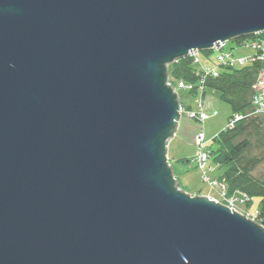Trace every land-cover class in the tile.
I'll return each mask as SVG.
<instances>
[{
  "label": "water",
  "instance_id": "95a60500",
  "mask_svg": "<svg viewBox=\"0 0 264 264\" xmlns=\"http://www.w3.org/2000/svg\"><path fill=\"white\" fill-rule=\"evenodd\" d=\"M262 32L264 0H0V264H264L168 157L170 65Z\"/></svg>",
  "mask_w": 264,
  "mask_h": 264
},
{
  "label": "trees",
  "instance_id": "16d2710c",
  "mask_svg": "<svg viewBox=\"0 0 264 264\" xmlns=\"http://www.w3.org/2000/svg\"><path fill=\"white\" fill-rule=\"evenodd\" d=\"M257 40L264 41V32L241 36L232 42L241 46ZM214 52L204 51V54L211 58ZM215 62L218 64V75L202 77L199 74V69L203 68L201 61L197 63L193 56L181 58L170 65L169 78L173 85L181 81L192 84L194 87L191 95L196 98L197 94L202 92L204 103V92L208 90L219 92L220 99L231 107L228 123L235 114L244 116L234 126L227 125L214 138L215 147H211L207 142L210 151L209 161L212 159L223 169V173L216 180L224 185L225 188L222 189L220 186V190L227 198L240 195L248 203L254 196L260 197L257 213L252 216L254 220L264 225V174H256L258 168L264 164V115L253 113L254 97L257 93L255 86L264 73V60L248 63H239L236 60L238 66L235 63L222 65L217 60ZM222 202H225L224 199Z\"/></svg>",
  "mask_w": 264,
  "mask_h": 264
},
{
  "label": "rangeland",
  "instance_id": "374dc122",
  "mask_svg": "<svg viewBox=\"0 0 264 264\" xmlns=\"http://www.w3.org/2000/svg\"><path fill=\"white\" fill-rule=\"evenodd\" d=\"M226 45V50L233 48V50H231L232 58H238V55L242 54L244 48L247 46L245 44L237 46L232 42V40L227 41ZM253 51L255 52L254 49ZM213 55L214 57H211L210 60L205 56L203 51L199 52V57L202 62L203 60L205 62H211L210 65L216 64L215 54L213 53ZM235 64L236 66L239 65L238 63ZM191 94V91L184 89L179 90L181 103L183 105V112L181 114L177 132L168 143V157L170 164L173 167L177 183L183 191L193 195L211 196L222 202V192L219 184L215 183V181L223 173V169L214 163L212 159L208 161V164L204 169L196 165L195 158L198 148L195 145V138L202 130L210 146L215 147L214 138L228 125L231 107L228 103L220 99L219 92L208 90L206 93L204 92L205 110L210 112V114H212L213 110H217L218 114L211 116L205 122H199L189 115L190 110H198L196 98ZM201 94L202 92H199L197 95ZM183 158L187 160H183ZM256 174H264V164L258 168ZM207 177L209 180L205 179ZM211 181H213L215 185H212ZM234 198L236 199L235 208L239 212L252 215L257 213L260 204V197L254 196L248 203L245 201L246 199L243 196L236 195ZM242 199L243 201H241ZM224 204L227 205V202H224Z\"/></svg>",
  "mask_w": 264,
  "mask_h": 264
},
{
  "label": "built area",
  "instance_id": "2783aa9c",
  "mask_svg": "<svg viewBox=\"0 0 264 264\" xmlns=\"http://www.w3.org/2000/svg\"><path fill=\"white\" fill-rule=\"evenodd\" d=\"M225 44H221V46L219 47H215V49L213 51L216 52V60L221 63L222 65H230L236 62V60L239 63H245L248 61H255V60H264V41L263 40H257V41H251L247 44V46H249L250 48L254 49L255 52L254 54L247 56V57H241L238 59H233L231 57V53L228 51L223 50ZM199 52L198 51H193L189 54V56H193L195 57V61L197 63H200L199 60ZM200 72L199 74L203 76H209V75H213V76H217L218 75V70L216 67L213 66H205L202 69H199ZM171 82V80H170ZM175 86V85H174ZM193 85L192 84H188L186 82H178L175 86L176 91L179 93L180 89H184L187 91H191L193 90ZM203 89V87L201 88ZM255 90L257 91L255 97H254V109H253V113L254 114H260V115H264V73L261 75L257 85L255 86ZM181 99V98H180ZM196 102L199 106V110L195 111V110H190L189 111V115L192 118H195L196 120H198L199 122H205L207 119H209L211 116L217 115L218 111L217 110H213L212 114H210V112H207L205 110V103H204V99L202 98V94L198 95L196 97ZM181 112H183V105L181 108ZM243 115L241 114H235L229 121L228 126L232 127L235 124H237L239 121H241L243 119ZM195 144L198 148L197 151V155L195 158V163L198 167L204 169L206 167V165L208 164L209 158H210V151L208 148V144H207V140L205 138V134L204 132L201 130L196 138H195ZM207 180H209V178H205ZM215 183L219 184V186L223 188L224 185L222 186L221 183H219L217 180L215 181ZM215 183H213V181H211L212 185H215ZM222 196L225 202H227V205L233 209L235 208V198L234 196L231 198H227L225 196V193L222 192ZM238 199V198H237ZM237 210V209H236ZM243 214H245L247 217H251L253 218L252 214H247L242 212ZM254 219V218H253ZM264 226V225H263Z\"/></svg>",
  "mask_w": 264,
  "mask_h": 264
},
{
  "label": "crops",
  "instance_id": "0c3cea01",
  "mask_svg": "<svg viewBox=\"0 0 264 264\" xmlns=\"http://www.w3.org/2000/svg\"><path fill=\"white\" fill-rule=\"evenodd\" d=\"M237 46H239V45H237ZM226 47H227V45L225 44V46H224L225 50H226ZM231 50H233V48H230L229 50H226V51H230L231 52ZM212 52H214V51H212ZM253 53H254L253 49L250 48L249 46H246V48H244V50H243V53L239 54L238 57H246V56L252 55ZM214 54H215V52H214ZM211 57H214L213 53L211 54ZM209 59L211 60V58H209ZM215 60H216V58H215ZM200 61H201V66L202 67H205V66H208V65L211 64V62L210 63L209 62H205L204 60L202 62L201 58H200ZM210 66L216 67L218 69V64L217 63L215 65H210Z\"/></svg>",
  "mask_w": 264,
  "mask_h": 264
}]
</instances>
